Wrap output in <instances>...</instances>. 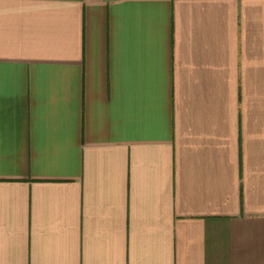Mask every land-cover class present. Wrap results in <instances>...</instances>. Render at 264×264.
Instances as JSON below:
<instances>
[{"label":"crops","instance_id":"1","mask_svg":"<svg viewBox=\"0 0 264 264\" xmlns=\"http://www.w3.org/2000/svg\"><path fill=\"white\" fill-rule=\"evenodd\" d=\"M0 264H264V0H0Z\"/></svg>","mask_w":264,"mask_h":264}]
</instances>
